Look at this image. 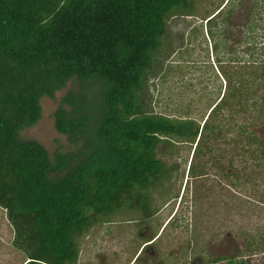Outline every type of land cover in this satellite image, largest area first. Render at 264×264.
Returning a JSON list of instances; mask_svg holds the SVG:
<instances>
[{"label": "trees", "instance_id": "1", "mask_svg": "<svg viewBox=\"0 0 264 264\" xmlns=\"http://www.w3.org/2000/svg\"><path fill=\"white\" fill-rule=\"evenodd\" d=\"M203 1L0 0V206L25 264H78L79 240L93 226L154 216L152 193L175 170L162 155L177 143L195 144L197 176L215 152L219 174L264 186V57L251 40L264 1L224 0L200 13ZM196 3L226 91L197 119L172 117L150 110L143 94L169 20L194 15ZM72 78L98 82L99 100L71 95L72 108H58V131L87 138L86 151L52 162L20 131L40 118V98ZM239 114L250 122L236 123Z\"/></svg>", "mask_w": 264, "mask_h": 264}, {"label": "rangeland", "instance_id": "2", "mask_svg": "<svg viewBox=\"0 0 264 264\" xmlns=\"http://www.w3.org/2000/svg\"><path fill=\"white\" fill-rule=\"evenodd\" d=\"M223 1L204 0L200 13ZM258 19L260 29L251 40L255 57L261 60L264 3ZM211 47L206 22L197 16V3L194 15L171 18L162 51L147 76L143 97L148 108L172 117L197 119L205 115L208 106L226 91ZM99 91L100 84L94 80L72 78L54 96L43 95L40 118L25 125L20 138L41 144L52 162L60 154L80 156L86 151L83 145L87 138L74 141L59 132L56 112L59 107L72 108L65 101L71 95L97 102ZM229 115L223 113L227 118ZM237 118L236 123L246 119L242 114ZM259 133H263L262 128ZM194 150L195 144L183 142L162 155L175 170L172 178L152 193L153 206L157 207L154 216L145 218L136 211L93 226L79 240L78 264H230L231 259L264 264V186L256 190L219 174L210 159L215 152L203 159L204 163L208 159L207 174L197 176V172H190ZM13 238V226L0 206V264L26 263L24 253L13 246Z\"/></svg>", "mask_w": 264, "mask_h": 264}]
</instances>
